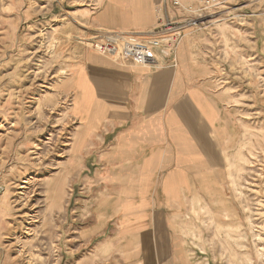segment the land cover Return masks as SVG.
Masks as SVG:
<instances>
[{
  "label": "rangeland",
  "instance_id": "374dc122",
  "mask_svg": "<svg viewBox=\"0 0 264 264\" xmlns=\"http://www.w3.org/2000/svg\"><path fill=\"white\" fill-rule=\"evenodd\" d=\"M99 8L0 0V264H122L118 222L106 224L117 209L104 206L114 199L105 157L126 128L98 127L127 113H113L110 93L97 94L79 66L104 31L91 25ZM172 8L185 25L177 53L186 40L232 122L218 198L178 223L187 264H264V0Z\"/></svg>",
  "mask_w": 264,
  "mask_h": 264
},
{
  "label": "crops",
  "instance_id": "0c3cea01",
  "mask_svg": "<svg viewBox=\"0 0 264 264\" xmlns=\"http://www.w3.org/2000/svg\"><path fill=\"white\" fill-rule=\"evenodd\" d=\"M94 1L100 2L91 23L96 30L148 32L175 16L164 0ZM186 46L185 40L176 66H122L93 51L79 63L97 94L110 93V110L127 113L98 127L126 128L105 157L114 199L104 206L117 209L106 224L118 222L113 239L122 264H187L178 223L218 198L228 169L231 112L192 65Z\"/></svg>",
  "mask_w": 264,
  "mask_h": 264
},
{
  "label": "built area",
  "instance_id": "2783aa9c",
  "mask_svg": "<svg viewBox=\"0 0 264 264\" xmlns=\"http://www.w3.org/2000/svg\"><path fill=\"white\" fill-rule=\"evenodd\" d=\"M219 0H190L185 6L181 0H172V6L193 14L207 11L218 5ZM193 21H186L192 25ZM185 25L173 18L161 21L160 25L148 32L103 31L90 41L95 53L115 62L158 68L162 64L176 66L177 49L182 41Z\"/></svg>",
  "mask_w": 264,
  "mask_h": 264
},
{
  "label": "bare ground",
  "instance_id": "6f19581e",
  "mask_svg": "<svg viewBox=\"0 0 264 264\" xmlns=\"http://www.w3.org/2000/svg\"><path fill=\"white\" fill-rule=\"evenodd\" d=\"M190 1V0H189ZM181 2L182 3H184V1L183 0H181ZM27 182V181H26ZM26 185V184H25ZM30 185V184H29ZM20 190V189H19ZM24 197V196H23ZM24 204V203H23ZM18 207H19V205H18ZM25 211V210H24ZM23 221V220H22ZM27 224V223H26ZM17 226V225H16ZM32 227V226H31ZM20 235V234H19ZM27 263V262H26Z\"/></svg>",
  "mask_w": 264,
  "mask_h": 264
}]
</instances>
